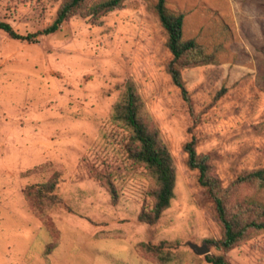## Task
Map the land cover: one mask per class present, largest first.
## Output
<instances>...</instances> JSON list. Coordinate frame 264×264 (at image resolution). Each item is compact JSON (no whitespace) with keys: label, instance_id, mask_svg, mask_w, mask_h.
I'll return each instance as SVG.
<instances>
[{"label":"rangeland","instance_id":"374dc122","mask_svg":"<svg viewBox=\"0 0 264 264\" xmlns=\"http://www.w3.org/2000/svg\"><path fill=\"white\" fill-rule=\"evenodd\" d=\"M62 1L0 0V20L35 33ZM155 1L76 14L30 39L0 30V264H161L148 244L160 246L167 264H213L190 243L229 264H264V230L232 248L219 245L215 205L183 149L194 137L224 188L264 168V0H166L185 14L183 37L217 59L182 70L189 101L166 71L171 54L149 7ZM128 78L176 168L174 197L154 224L138 218L152 207L151 179L127 157L128 132L110 117ZM54 172L60 200L47 227L24 188ZM248 197L264 207V186L235 189L231 199Z\"/></svg>","mask_w":264,"mask_h":264},{"label":"trees","instance_id":"16d2710c","mask_svg":"<svg viewBox=\"0 0 264 264\" xmlns=\"http://www.w3.org/2000/svg\"><path fill=\"white\" fill-rule=\"evenodd\" d=\"M122 2L123 0H63L54 20L41 31L21 35L9 23L2 20H0V30L12 38L30 39L41 33L56 31L71 16L80 14L84 17H99L120 7ZM149 7L165 33V45L171 54L166 64V71L173 83L181 90L183 98L189 101L182 70L217 63L216 55L208 52L196 39L183 37L185 16L183 12L169 9L166 0H156ZM261 87L264 88V83ZM110 117L128 132L124 144L127 157L143 166L151 179L152 207L150 211H142L138 218L147 224H154L169 207L174 197L176 168L158 128L145 109L144 101L133 79L128 78L122 84L119 99L114 103ZM183 149L186 153V166L197 171L198 184L204 188L215 205L217 220L222 229L219 245L229 249L247 239L253 231L264 230V207L261 204L249 197L234 201L231 199L235 189L244 186L263 187L264 168L243 173L229 187L224 188L212 170L209 155L196 151L194 137L183 145ZM99 178L115 196V187L109 176L104 173ZM57 184L58 173L54 172L46 181L29 184L24 188V196L28 204L47 227L51 226L48 212L60 200L55 192ZM54 246L55 243L48 245L45 254H49ZM146 248L156 254V259L161 264H167L168 259L163 255L159 245L148 244ZM205 258L213 264H229L223 256L206 254Z\"/></svg>","mask_w":264,"mask_h":264},{"label":"water","instance_id":"95a60500","mask_svg":"<svg viewBox=\"0 0 264 264\" xmlns=\"http://www.w3.org/2000/svg\"><path fill=\"white\" fill-rule=\"evenodd\" d=\"M189 245L197 254L205 255L209 253V247H207L205 244L197 245L194 243H190Z\"/></svg>","mask_w":264,"mask_h":264}]
</instances>
